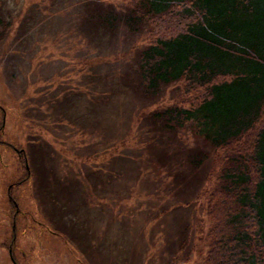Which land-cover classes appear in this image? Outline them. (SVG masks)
<instances>
[{"label": "rangeland", "instance_id": "374dc122", "mask_svg": "<svg viewBox=\"0 0 264 264\" xmlns=\"http://www.w3.org/2000/svg\"><path fill=\"white\" fill-rule=\"evenodd\" d=\"M0 5L1 139L28 161L0 146V264H12L13 183L33 218L26 233L17 223L22 264H206L198 194L210 162L196 175L194 162L212 150L197 127L153 138L146 116L180 97L177 84L153 100L137 86L138 35L114 22L135 1Z\"/></svg>", "mask_w": 264, "mask_h": 264}, {"label": "trees", "instance_id": "16d2710c", "mask_svg": "<svg viewBox=\"0 0 264 264\" xmlns=\"http://www.w3.org/2000/svg\"><path fill=\"white\" fill-rule=\"evenodd\" d=\"M134 1L114 22L138 35L137 86L153 100L177 84L180 97L146 116L153 138L197 127L212 150L194 162V175L210 162L205 262L264 264V0Z\"/></svg>", "mask_w": 264, "mask_h": 264}, {"label": "flooded vegetation", "instance_id": "af4514ba", "mask_svg": "<svg viewBox=\"0 0 264 264\" xmlns=\"http://www.w3.org/2000/svg\"><path fill=\"white\" fill-rule=\"evenodd\" d=\"M1 6V5H0ZM0 110L2 111V104L0 103ZM4 114V111H3ZM5 122H3L0 125V146H4V147H8L13 149L16 154L18 153V155L16 156V159H22L24 164H27V156H26V149L23 148H19L17 149L16 147H14L13 144L9 143L8 141H5L3 139H1V137L3 136V129L5 128ZM2 134V136H1ZM8 152H10L7 149ZM11 154V152H10ZM13 187H15L14 183L10 185V187H7V193H8V198L10 200V206L9 208L12 209V235L9 237H5L7 239V242L4 241V243H6L5 248L7 250V254L9 259L11 260L12 264H22L19 262V258L18 255L21 253L22 254V258L25 259L27 262H29V259L24 258L26 256V253L23 251V249L19 246V242L17 239V233H18V227H17V223L19 221H23L24 222V226L21 229H24L25 231H23V233L28 232L29 230V224L32 222L31 220L33 219L32 217L29 218L28 213L24 210L22 211L20 209V204L19 202H17L13 196ZM1 191H4V189H2ZM27 230V231H26ZM21 251V252H20ZM27 257V256H26ZM28 258V257H27Z\"/></svg>", "mask_w": 264, "mask_h": 264}]
</instances>
